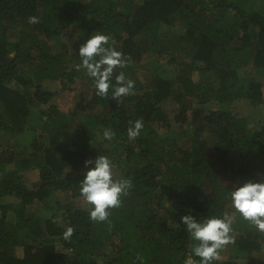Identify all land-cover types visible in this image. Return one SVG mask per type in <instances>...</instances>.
<instances>
[{
  "label": "trees",
  "instance_id": "obj_1",
  "mask_svg": "<svg viewBox=\"0 0 264 264\" xmlns=\"http://www.w3.org/2000/svg\"><path fill=\"white\" fill-rule=\"evenodd\" d=\"M71 26H80L84 43L96 32L115 39L132 63L116 69L112 83L123 71L135 81L134 95L122 103L111 100V89L108 97L96 95L93 79L75 68L79 54L64 44L55 51ZM150 52L165 59V68L141 81L135 69ZM252 65L264 76V0H0V264H186L193 241L185 215L197 221L236 215V242L213 264H239L262 250L264 234L229 210L231 191L264 182V121L252 123L242 110L244 103L264 105L263 81L247 73L241 82ZM196 71L208 80H195ZM42 80L60 82L65 93L79 90V102L69 112L49 105L43 116L49 143L37 145L25 167L20 150L2 148L1 139L23 130L35 97H55L39 88ZM13 81L27 90L37 82V92L29 96L6 84ZM211 104L220 108L206 113ZM138 119L141 134L129 140L127 129ZM109 128L116 133L111 141L103 138ZM106 145L112 150L103 154ZM100 155L116 164L118 178L133 183L110 224L92 222V206L80 194L95 166L85 161ZM34 166L40 180L29 188L25 173ZM54 192L72 199L61 218L35 216V203ZM68 227L71 240L63 238ZM19 247L22 256L14 255Z\"/></svg>",
  "mask_w": 264,
  "mask_h": 264
},
{
  "label": "clouds",
  "instance_id": "obj_2",
  "mask_svg": "<svg viewBox=\"0 0 264 264\" xmlns=\"http://www.w3.org/2000/svg\"><path fill=\"white\" fill-rule=\"evenodd\" d=\"M32 24L39 23V18L30 17ZM115 39L109 35L94 33L86 43L79 48L81 63L76 64L77 71L85 70L87 76L93 79L96 95L108 97L111 89V100L123 102L124 97L135 94V81L128 78L123 71L115 75V85L112 79L116 69H123L132 63L130 56H125L115 47ZM144 127L142 119L134 122L127 129L129 140H135L141 134ZM116 133L112 129H105L103 138L111 141ZM95 164L86 172L85 178L80 183V194L84 201L91 205L90 220L94 223L111 221L109 217L112 210L120 209L123 205V197L130 195L133 188L131 179L118 178L116 164L106 155H100L93 160L85 161L86 166ZM231 206L243 220L260 234H264V182L253 183L251 181L236 188L229 194ZM235 214L225 213L222 217L211 216L197 221L191 215L182 217L190 234V255L186 264H195L192 256L199 258V264H213L221 259V252L229 245L236 242L233 225L236 222ZM74 229L68 227L63 233L65 240H71ZM137 259L143 260L142 257Z\"/></svg>",
  "mask_w": 264,
  "mask_h": 264
},
{
  "label": "rangeland",
  "instance_id": "obj_3",
  "mask_svg": "<svg viewBox=\"0 0 264 264\" xmlns=\"http://www.w3.org/2000/svg\"><path fill=\"white\" fill-rule=\"evenodd\" d=\"M85 41V36L83 30L80 28V26H71L69 29L65 30L59 37L58 42L60 46L55 45V51H58L61 47V44H64L66 47H62L63 49H68V51L71 54H79V48L83 45ZM165 64V59L159 58L155 53H148L145 55V57L142 59L141 63L136 66V74L138 75L137 78L141 81H148L152 80L154 77L157 76L159 72L163 68ZM246 70V71H245ZM241 73L242 83L246 84L247 81V73L250 75L251 78H256L263 81L264 84V76H262L258 69L255 66H251L249 69H245ZM171 70H168L166 74L171 75ZM193 77L197 81H205L208 80V76L206 74H202L201 71H196L193 73ZM40 83L39 88L43 89L45 92L51 91L52 93H56L55 97L50 102H45L43 98L38 100L36 97L33 99V104L30 105V111L26 113V118L24 120V127L21 132H17L14 130L13 132L7 131L5 134H3L1 139V147H17L21 152L22 157V163L20 164L22 166H25L24 163H26L24 160L29 158L31 156V152L35 149V147L38 145L39 147L41 145H48V134L47 131L44 129V122L46 119L43 118L44 113H47L49 111V105H54L55 107L59 105L60 108L61 105H63L64 110L66 112H69L70 110L74 109L79 102V90H74L69 93H65L63 86L60 84V82L57 81H48V80H42ZM33 84V87H31L30 90L25 89L22 85H19L17 81H13L12 83H6L9 87L16 89L17 91L21 93L28 92L27 94L29 96H34L33 94L35 91L37 92V84ZM81 84V82H79ZM63 90V91H62ZM220 106L217 104H211L207 105L205 108L206 113L209 109H218ZM95 110V109H94ZM243 112L250 117V120L252 123L261 121V119L264 121V105H260L257 107H253L250 105V103H244L242 106ZM10 111H7L6 115ZM28 114V115H27ZM49 114V113H48ZM10 118L13 119V114L11 112ZM44 119V120H43ZM175 130L176 134L179 136L183 135V130L178 129L177 126L173 128ZM161 134L166 133L165 130L160 131ZM206 137H210L209 134H205ZM66 144H68V140H64ZM70 147V144L67 145ZM101 152L103 154H107L112 148L109 145H106L104 147H101ZM18 167V165H12L10 166L9 170H14ZM8 170V171H9ZM5 171L2 172L4 174ZM40 168L39 166H34L30 170H27L25 173V181L29 188H34L35 184H37L40 180ZM70 194L62 193V192H54L50 194L44 201L36 202L35 205L32 207V212L35 216L43 217V218H54L59 219L61 218L62 214L65 212V205L69 203ZM12 201H15V198L11 199ZM230 213L235 212V209L230 206L229 207ZM57 249L61 252H64V245L61 243V241L58 238H55ZM23 254V248L19 247L17 248V251L15 250L14 255L22 256ZM229 254H224L222 257V260L224 262L229 261ZM102 259V258H101ZM264 263V244L262 250H260L258 253L256 252L252 257L245 259L243 261H240L239 264H263Z\"/></svg>",
  "mask_w": 264,
  "mask_h": 264
}]
</instances>
